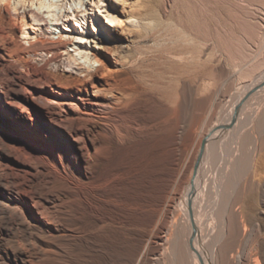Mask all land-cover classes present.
<instances>
[{"label":"rangeland","instance_id":"374dc122","mask_svg":"<svg viewBox=\"0 0 264 264\" xmlns=\"http://www.w3.org/2000/svg\"><path fill=\"white\" fill-rule=\"evenodd\" d=\"M56 2L60 20L51 26L54 38L71 28L82 32L81 47L100 52L110 70H126L141 95H146L144 88L155 86L159 99L144 100L140 132L124 144H113L105 164L116 176L108 191L113 203L103 204L100 214L122 220L125 227H112L97 244L89 235L94 218L80 210L75 186L66 188L56 173L66 171L71 183L78 176L86 180L87 172L77 165L81 141L68 122L56 121L47 111L50 78L41 71L50 69L18 54L16 49L26 46L20 40L21 25L10 17V8L5 11L7 27L14 33L7 46L16 48L19 56L3 59L0 42V264H128L160 210L181 191L208 127L233 115L246 85L264 76V0H101L100 8L81 0L84 29L70 17L73 0ZM109 13L122 21L119 26L107 21ZM69 50L75 55L72 47ZM183 84L190 85L185 96L194 111L197 86L209 90L213 85L210 90L217 91L212 110L171 114ZM258 95L239 107L241 133L250 132L249 116L264 108ZM230 131L216 159L218 167L237 147ZM261 135L259 163L264 171V132ZM251 147V142L246 145ZM247 216L250 240L264 254V182L252 186ZM39 218L70 233L58 242V258L44 253L36 229Z\"/></svg>","mask_w":264,"mask_h":264},{"label":"bare ground","instance_id":"6f19581e","mask_svg":"<svg viewBox=\"0 0 264 264\" xmlns=\"http://www.w3.org/2000/svg\"><path fill=\"white\" fill-rule=\"evenodd\" d=\"M13 1L12 4V0H0L1 56L16 60L19 56L17 50L18 54L50 69L45 73L41 71L50 78L47 80L49 88L45 91L46 109L50 115H55L56 121L68 122L78 136L81 142L77 165L88 175L86 180L78 176L71 183L66 171L57 170L56 173L66 188H71V184L75 186L80 210H88L94 218L89 235L98 244L112 227L116 226V230L125 227L122 220L100 214L103 204L113 203L108 191L113 189L116 176L108 173L105 166L113 154V144H124L142 130L138 121L141 106L147 100L159 99V93L155 86L146 85L148 87L141 90L146 95H141L138 86L125 76L126 70H110L100 52L79 45L85 38L82 32L71 28L70 32L59 31L54 38L51 26L60 20L57 0ZM73 1L75 7H71L70 17L84 29L86 9L81 10V0ZM92 2L100 8L101 0ZM8 8L12 11L10 17L21 25L20 40L26 46L19 49L7 46L14 34L6 23ZM105 18L115 26L122 22L110 13ZM246 86L233 115H226L229 117L223 123L208 127L181 191L160 210L146 240L136 249L128 264H264V254L250 240L251 227L247 216L248 194L252 186L264 182V171L259 163L264 108L249 116L251 130L247 133L240 132L243 121L237 115L247 97L264 94L261 92L264 90V76ZM208 87L197 86V108L194 111L186 102L185 93L190 85L183 84L184 92H181L177 106L169 108L170 113L177 111L180 115H193L203 109L210 112L217 90H210L213 85L209 90ZM263 94L257 96L261 101L264 100ZM188 130L186 128L185 133ZM230 130L232 142L235 140L237 147L230 151L231 156L228 155L223 166L218 167L216 159L221 156H218L221 145ZM250 142L252 147L246 148ZM102 166L105 168L101 175L95 177L94 173ZM50 225L46 219L39 218L36 226L38 238L44 245V253L58 258V242L70 233Z\"/></svg>","mask_w":264,"mask_h":264}]
</instances>
